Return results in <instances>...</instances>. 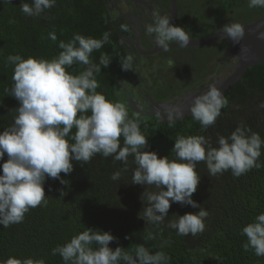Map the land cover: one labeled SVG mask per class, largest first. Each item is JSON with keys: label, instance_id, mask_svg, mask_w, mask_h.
I'll use <instances>...</instances> for the list:
<instances>
[{"label": "clouds", "instance_id": "obj_1", "mask_svg": "<svg viewBox=\"0 0 264 264\" xmlns=\"http://www.w3.org/2000/svg\"><path fill=\"white\" fill-rule=\"evenodd\" d=\"M54 5L55 0H31V3L22 0L20 10L36 16ZM249 7H264V0H249ZM172 19L171 14L154 11L152 23L145 26L155 45L164 51L173 44L188 47L193 41ZM221 33V37L238 44L245 30L242 25L232 23L225 24ZM109 37V32L99 39L74 34L71 41L59 42L62 51L51 60L24 58L19 54L6 57V65L13 66V83L5 91L18 101V107L13 123L0 132V161L7 155V160L0 164V226L8 228L22 223L30 209L47 204L44 189L47 179L65 184L61 173L71 174L73 161L83 167L99 154L121 163L122 167L110 176L113 181L120 180L122 173L129 170V157H133L136 167L131 184L145 186L140 197L144 206L138 217L147 225L163 224L172 203L199 208L195 213L177 215V220L167 224L177 235L196 236L203 233L209 215L192 199L201 179L197 164H206L209 177L229 170L240 177L253 168L264 167L259 160L264 139L243 124L228 137L220 136L217 146L203 135L177 136L171 149L175 153L172 160L146 151L148 137L140 130L139 116H130L125 103L109 101L98 91L101 85L95 74L101 71V66L107 68L112 58L102 53L99 64H95L91 54L108 43ZM48 38L57 40L54 32ZM74 64L82 65L83 70L78 74L67 71ZM121 66L122 70H132L131 57L121 62ZM227 106L223 91L210 86L192 100L189 111L201 131H205ZM259 107L264 109V103ZM174 123L169 116V126ZM147 187L157 191H146ZM242 234L247 237L243 250L264 257V213L243 227ZM116 239L110 232L86 227L70 241L53 248L52 255L58 254L64 264H169L171 258L165 252H152L144 244H136L131 250L120 246L113 250L109 244ZM149 239H155V235ZM0 264H45V261L9 257Z\"/></svg>", "mask_w": 264, "mask_h": 264}, {"label": "trees", "instance_id": "obj_2", "mask_svg": "<svg viewBox=\"0 0 264 264\" xmlns=\"http://www.w3.org/2000/svg\"><path fill=\"white\" fill-rule=\"evenodd\" d=\"M15 1L5 4L0 0V132L13 123L15 108L18 107V101L5 91L13 83V66L6 65L7 56L19 54L24 58L51 60L62 51L60 41L67 43L74 34L99 39L111 29L108 13L97 0L75 1L72 7L54 12L49 24L33 23ZM216 2H220L216 16L206 28L203 27L206 37L222 30L225 24H245L264 17V7L250 8L249 0ZM194 22L199 25L198 20ZM195 28L196 31L201 30L198 26ZM50 32L56 34V41L48 38ZM115 40L116 37L110 33L109 42L91 54L95 64H99L102 53L112 58L107 68L101 66V71L95 74L98 82L109 78L106 70L116 68L113 60L119 45ZM202 47L217 50L213 59L208 61L209 66L215 61L223 67L230 63V58L222 62L229 47L226 40ZM82 70L83 66L79 64L67 69L73 74ZM100 85L98 91L103 92L107 100L117 102L113 85ZM224 96L228 99V106L222 109L215 124L205 131H201L200 124L192 117L169 126V123L156 118L139 116L140 130L148 137L149 147L145 150L155 151L160 157L168 156L172 160L175 153L171 149L177 136L203 135L217 146L220 136L228 137L241 124L264 139V109L259 107L264 103V63L249 68ZM129 115L133 113L129 111ZM120 139L123 146V137ZM261 151L259 160L264 163V148ZM6 160L7 155L4 157ZM73 164L71 174L65 176L61 173L65 184L59 180H46V205L30 209L22 223L8 228L0 226V262L16 257L43 259L45 264H64L58 254L52 255V249L70 241L87 227L110 232L116 237L109 244L113 250L117 246L131 250L136 244H144L152 252H165L171 258L169 264H264V257L243 250L247 237L242 234L243 227L264 213V167L253 168L240 177L233 176L230 170L209 177L206 164L198 163L196 167L201 179L192 199L209 215L204 221L202 234L180 236L167 227L169 221L177 220L185 213L198 212L199 208L172 203L163 224L158 227L147 225L138 217L144 206L140 197L145 186L131 184L136 167L133 157H129V170L122 173L118 181L111 180L110 176L122 165L114 162L112 157L104 158L97 154L83 167L75 161ZM146 191L157 190L147 187ZM150 235H155V239H149Z\"/></svg>", "mask_w": 264, "mask_h": 264}, {"label": "flooded vegetation", "instance_id": "obj_3", "mask_svg": "<svg viewBox=\"0 0 264 264\" xmlns=\"http://www.w3.org/2000/svg\"><path fill=\"white\" fill-rule=\"evenodd\" d=\"M75 1L79 0H55V5L43 14L27 15V17L33 23L49 24L54 12L72 7ZM97 1L107 11L111 25L110 33L116 37L115 41L119 45L117 54H115L116 59L113 60L116 68L106 70L109 71L107 73L109 78L99 82L103 86L112 84L117 101L125 103L127 109L133 114L148 119L156 118L164 122L157 115L156 105L174 106L183 102L185 96L200 93L203 88L215 80L223 78L235 63V61L230 62L225 68L219 63L216 69L211 71L209 68L212 65L209 66L208 63L206 69L195 79L185 76L186 67L184 73L181 74L172 71L176 63V51L195 47L180 48L173 44L170 45L171 48L168 51H164L155 45L154 37L147 33L145 26L152 23V13L158 11L161 14H171L172 23L175 26L183 24L186 32L199 33L196 31L194 21H191L192 9L187 0H174L175 5L173 0ZM15 2L21 4L22 0ZM23 2L31 3V0H23ZM190 38L197 39L191 36ZM128 57H131L132 70H122L121 62ZM177 76L184 80V84H176ZM103 89L105 90V87ZM159 112L162 113V111ZM187 117L192 116L188 114L181 121Z\"/></svg>", "mask_w": 264, "mask_h": 264}, {"label": "water", "instance_id": "obj_4", "mask_svg": "<svg viewBox=\"0 0 264 264\" xmlns=\"http://www.w3.org/2000/svg\"><path fill=\"white\" fill-rule=\"evenodd\" d=\"M172 2L174 4V0ZM240 25L244 27L245 34L238 44H234L227 37H221V35H223L221 33L222 30H219L205 39H192L193 41L190 42L188 47L207 46L218 40H226L229 47L223 61L230 58V62L235 61V63L223 78L215 80L213 83L203 88L200 93L192 96H185L183 102H179L174 106L168 104L156 105L155 110L158 112L157 115L159 118L166 123H169V116H171L175 122L181 121L186 115H191L189 109L192 100L196 96L207 91L210 86H216L223 91V94H225L230 88L238 83L249 68L264 63V17ZM159 111H162V113Z\"/></svg>", "mask_w": 264, "mask_h": 264}, {"label": "rangeland", "instance_id": "obj_5", "mask_svg": "<svg viewBox=\"0 0 264 264\" xmlns=\"http://www.w3.org/2000/svg\"><path fill=\"white\" fill-rule=\"evenodd\" d=\"M189 5L192 9V17L191 21L193 22L195 19L198 20L199 25L196 22V26L198 28L200 27L201 30L198 31L199 33L194 32H188L189 36L197 38V39H203L206 38V35L203 32V27L206 28L208 26L209 21H211L217 13V7L220 2H216V0H187ZM180 27H183V24H179ZM210 48L205 47H195V48H184L176 51V63L173 67L172 71H174L176 74L184 73L183 71L186 70L185 76L191 77L193 79L197 78L203 70L206 69V65L208 64V61L212 60L214 57V54L217 50H210ZM219 62H216L211 64L212 66L209 68V70H213L214 68L218 66ZM225 68V67H224ZM214 69V70H215ZM178 74V75H179ZM177 85L184 84V80L177 76L176 80Z\"/></svg>", "mask_w": 264, "mask_h": 264}]
</instances>
